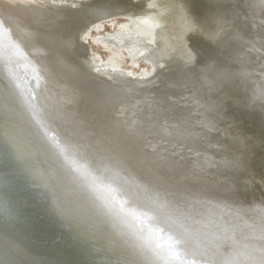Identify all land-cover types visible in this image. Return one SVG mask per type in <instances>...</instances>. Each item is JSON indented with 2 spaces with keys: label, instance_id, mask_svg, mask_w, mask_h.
<instances>
[{
  "label": "bare ground",
  "instance_id": "6f19581e",
  "mask_svg": "<svg viewBox=\"0 0 264 264\" xmlns=\"http://www.w3.org/2000/svg\"><path fill=\"white\" fill-rule=\"evenodd\" d=\"M74 1L0 0V264H264L248 0H214L210 17L209 0L187 3L203 40L186 58L130 17L140 36L107 42L146 47L151 77L90 59L118 1Z\"/></svg>",
  "mask_w": 264,
  "mask_h": 264
},
{
  "label": "rangeland",
  "instance_id": "374dc122",
  "mask_svg": "<svg viewBox=\"0 0 264 264\" xmlns=\"http://www.w3.org/2000/svg\"><path fill=\"white\" fill-rule=\"evenodd\" d=\"M100 1L94 0L93 2H83L76 0L74 3H76L75 7L81 8L83 6L87 7L90 3L93 4ZM115 1H118L117 3L121 5L124 11H126L124 14L125 16L123 15V17L120 16L115 20L106 22L105 28L101 32H99L100 30L96 31L94 29L86 38L87 43L85 45L89 50L90 59H94L98 64H111L116 68L133 72L136 77H140L141 74L148 77L153 75L154 65L147 58L148 50L146 47L137 44L134 45L133 48L126 45L123 49H118L116 46L107 42L111 36H125L129 38H138L140 36L138 25L133 19H129L130 17H143L153 25L159 26L158 28L162 33L159 38L162 47L160 49L170 50V52L174 51L176 54H178V50H180L178 55L182 57L185 56V58L190 56V51L198 44V38L203 40V37L197 32V27L192 17L193 15L190 12L192 8L188 7L191 5V0ZM214 2V0H209L207 3L209 7L208 13H206L208 14L207 17H210L212 12L214 13L218 10V7H215L216 3ZM187 3L189 5H187ZM243 8L250 16L247 32L253 36L254 45H257L258 42H261V38L264 35V0H248ZM256 33L259 35L258 39L254 38V36L256 37ZM255 60L258 63L264 61V52L261 48L255 49ZM174 67V64L167 60L161 64L158 71L161 75H167L172 69H174ZM259 75L262 76L261 81L264 85V72L261 71V74ZM225 123L226 122L224 121H219L222 136L227 135L234 128L233 124L226 123L225 125ZM229 126H231V128ZM233 140L239 141L237 138H233ZM243 141L246 143V146L248 144L249 147L254 143V141L250 139ZM247 147L246 149H243L245 153L248 152ZM254 148L257 150L259 156L261 154L260 157L264 158V152L260 151L259 146L255 145ZM259 151L261 153H259Z\"/></svg>",
  "mask_w": 264,
  "mask_h": 264
}]
</instances>
